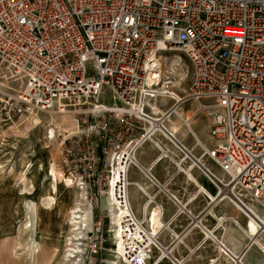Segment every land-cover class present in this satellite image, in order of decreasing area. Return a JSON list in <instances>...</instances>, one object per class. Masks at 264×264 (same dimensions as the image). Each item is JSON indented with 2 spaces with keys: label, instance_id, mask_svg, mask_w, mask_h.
Returning a JSON list of instances; mask_svg holds the SVG:
<instances>
[{
  "label": "built area",
  "instance_id": "1",
  "mask_svg": "<svg viewBox=\"0 0 264 264\" xmlns=\"http://www.w3.org/2000/svg\"><path fill=\"white\" fill-rule=\"evenodd\" d=\"M175 45L192 70L183 94L161 62ZM0 66L25 75L14 98L17 112L75 117L79 129L62 136L60 155L67 183L84 189L94 204L91 255L102 248L94 240L103 236L104 218L108 226L112 222L109 212L97 210L104 199L119 215L113 223L123 248L119 264H148L152 250L150 264H183L174 253L179 236L163 246L128 200V170L140 167L137 150L146 142L177 172H201L216 192L210 198L201 186L198 191L237 207L255 225L249 241H264V0H0ZM107 93L113 102L101 101ZM159 98L172 104L154 111L148 102ZM188 100L208 117L214 140L211 147L200 144V154L169 125L173 115L183 120L177 109ZM145 172L155 193L175 202L173 217L188 218L184 234L198 228L202 246L211 242L209 235L222 246L213 260L223 254L232 264H245L204 225L208 210L193 215L167 189L170 178L160 183Z\"/></svg>",
  "mask_w": 264,
  "mask_h": 264
},
{
  "label": "rangeland",
  "instance_id": "2",
  "mask_svg": "<svg viewBox=\"0 0 264 264\" xmlns=\"http://www.w3.org/2000/svg\"><path fill=\"white\" fill-rule=\"evenodd\" d=\"M161 62L162 68L172 73L175 82L177 80L176 91L179 94L185 93L192 76L186 56L180 49H173L170 53L162 54ZM179 71L181 77H179ZM24 83V74H13L5 66H0V264H34L33 255L37 251H39L38 259L46 258L45 262L38 261L37 264H62L61 257L68 247L65 245L66 238L70 236L68 233L70 227L67 223L68 211L72 210L79 201L83 204H81V209L84 212V217L81 220V223H85V227L81 229L84 250H81L76 263L119 264L117 250L121 249L119 254L123 252L122 242L120 238L118 240L116 237L113 224L108 226V216L102 223L103 236L94 240L102 241V248L96 254L92 253L91 255L88 234L96 221L91 215V208L94 207V204L91 206L84 189L78 187L74 182L67 183L56 175L57 170L63 174V177H68L60 155L61 138L63 135H68L79 129L75 120H72L75 117L71 114L70 118L68 115L63 116L56 113L55 116L49 118L46 112L37 111L40 119L46 120L42 124L43 121L40 122L36 119L37 123L34 126L31 125V115L29 116L28 111L17 112L14 109L17 104L15 99L7 96L17 95ZM101 101L111 103L114 100L107 93ZM116 102L120 104L119 100ZM156 103L160 109H164L171 105L172 101L168 98H159ZM195 108V104L190 100L185 101L179 107L186 115L194 112ZM48 121L52 122V125L45 124ZM176 122L182 124L173 115L169 123L170 127L172 128ZM207 122L205 113L199 111L194 113V118L190 122V130L195 137L189 131L183 136V133L175 130L183 142L192 147L196 154L202 152L198 135L212 141V138L207 137ZM47 128H50V134L55 132L52 137L45 136ZM80 193H83V197L79 195ZM45 197L55 200L50 208H45L41 204ZM107 209L110 211V206L107 207L105 200L102 199L97 204V210L108 214ZM114 213L119 222L118 212L114 211ZM155 213H157L156 210L153 214L154 217L151 218V227L154 232L158 224ZM86 223L88 224L86 225ZM251 229L255 230V228ZM214 236L228 246L221 239L220 233L216 231ZM207 238H211L221 247L212 235ZM159 241L163 246L168 245H164L161 239ZM110 243L115 244V247L109 248L108 244ZM207 246L216 250L212 241L209 244L206 243L204 247ZM108 249L111 251L110 258ZM151 255L156 256V251L152 250ZM215 257L210 259L209 264H216L219 261V259L213 260Z\"/></svg>",
  "mask_w": 264,
  "mask_h": 264
},
{
  "label": "crops",
  "instance_id": "3",
  "mask_svg": "<svg viewBox=\"0 0 264 264\" xmlns=\"http://www.w3.org/2000/svg\"><path fill=\"white\" fill-rule=\"evenodd\" d=\"M151 106L158 110L160 109L157 104L154 106L151 103ZM177 111L178 114L180 113L179 115L182 117V121H184L187 126H184L183 122L179 120L182 124L177 123L179 128L175 126L174 131L179 130L180 133H183L182 135L185 136L186 132L190 130V122L194 118V115L192 116L191 113L186 115L180 109ZM206 118L208 119L207 116ZM37 120L40 122L43 121L41 123L44 124L46 119L42 120L37 118ZM51 123L52 122L48 121L45 124L50 126L52 125ZM207 135L205 136L212 138L209 132ZM198 137L201 142L199 143L197 140L196 141L199 144L203 143L201 145L205 147H211L214 143L213 139L209 141L205 137L201 138L199 135ZM137 160L140 167L130 166L127 174V179L129 181L127 196L130 206L138 219H142L148 224L150 223L151 229V219H148V217L152 214L153 218V214L156 210L157 213H155V218L158 224L155 232H158L157 236L163 241L164 245L174 242V235L179 236L180 240L175 242L174 253L178 258L183 259V264H209L210 259L217 255V251L209 246L204 247L205 245L202 246L200 244V240L203 236L200 229L194 228L186 234L183 233L188 218L184 214H180L175 218L173 217L176 212L175 202L161 191L155 193L156 186L150 182L145 170H148V173L160 183L170 178L167 189L170 193L175 195L179 201L187 202V209L190 210L193 215L201 214L208 210V212L203 215L204 225L208 229H213L214 232L217 231L220 233L221 239L226 242L229 246L227 247L230 248L234 254H242V260L245 264H264V253L260 250V246H264V241L258 243L249 241L250 232H254L251 228H255L253 222L251 220L248 221L247 217L227 200L219 202L209 201L205 194L213 198L216 189L201 172L197 169H191L188 177L183 173L177 172L175 165L166 158H161L157 148L149 142L144 143L137 150ZM206 163L215 174L219 176L224 175L223 171L212 161L207 160ZM198 186L203 188L205 194L202 191H198ZM150 197H152V200L148 201ZM44 200L48 203L50 202L51 205L54 204L55 201L54 198L45 197L42 200V204ZM255 209L260 211L258 208ZM109 215L111 216L110 211ZM168 222L169 224H167ZM250 229L251 231L249 232ZM108 246L109 248L111 246L115 247V244L110 243ZM107 251L110 258L111 251L109 249ZM153 259L154 256L151 257L148 264H150ZM218 259L219 261L216 264H232L228 261L227 257L222 254ZM38 261L42 262L41 259H38ZM158 264L171 263L167 260H163Z\"/></svg>",
  "mask_w": 264,
  "mask_h": 264
},
{
  "label": "bare ground",
  "instance_id": "4",
  "mask_svg": "<svg viewBox=\"0 0 264 264\" xmlns=\"http://www.w3.org/2000/svg\"><path fill=\"white\" fill-rule=\"evenodd\" d=\"M174 49H179V47L177 46V45H175L174 47H173ZM182 70V69H181ZM180 72V71H179ZM182 72H183V70H182ZM182 75H181V72L179 73V77H181ZM177 83V80H176V82H175V84ZM7 95V94H6ZM7 96H9V97H12V98H16L17 97V95H7ZM150 105H151V103L152 102H148ZM157 104V103H156ZM155 104V105H156ZM154 105V106H155ZM153 110L154 111H158V109L157 108H155V107H153ZM178 110V109H177ZM47 113V115H48V117L50 118V117H52V116H55L56 115V113L57 112H53V111H48V112H46ZM194 113L195 112H192L191 113V115L193 116L194 115ZM31 116H30V124L31 125H34V124H36L37 122H35V120L38 118H40L39 116V114L36 112V111H32L31 112ZM57 114H62L63 116H66V115H68V116H70V118H71V115H70V113H57ZM180 114V113H179ZM73 121H74V119H72ZM183 122V125L184 126H187V124L184 122V121H182ZM175 126H176V128H179V126H178V124H177V122L176 123H174V125H172V130L174 131V128H175ZM189 132H191V130H188ZM55 133V132H54ZM54 133H52V134H50V128H47V130H46V134H45V136L47 137V138H49V137H52L53 136V134ZM191 134H192V136L194 137V133L193 132H191ZM48 146V145H47ZM56 170V169H55ZM56 175H58L60 178H62V179H64V181L65 182H68V178H65V177H63V174L61 173V172H59V171H57L56 170ZM73 183V182H72ZM67 184V183H66ZM112 191V190H111ZM80 196H82L83 197V193H80L79 194ZM81 198V197H80ZM83 199V198H82ZM42 204V203H41ZM82 203L79 201V202H77L76 204H75V206H74V208H72V210L71 209H69V211H68V220H67V223L69 224L68 225V227H70L69 228V234H70V236L69 237H67L66 238V241H67V243L65 244V245H67L68 247L64 250V254L62 255V257H61V259H62V264H73V263H76V260H77V257H78V255H80L81 253L80 252H82L81 250H84L83 249V240H84V238H83V234H82V227H85V223H81V220L83 219V215H84V212H83V210L81 209L82 208V205H81ZM42 206L43 207H45V208H50L51 207V203L49 202H47L46 200H44V203L42 204ZM108 212H109V209H108ZM110 214H111V219H112V224L113 223H117L118 224V221H117V219H116V215H115V213H114V211H113V207L112 206H110ZM81 224V225H80ZM88 223H86V225H87ZM162 224V223H161ZM84 225V226H83ZM113 227H114V233H115V235H116V237L118 238V240H119V233H118V229H117V227L116 226H114L113 225ZM209 240H211L215 245H216V247L220 250L221 249V247H219L211 238H208ZM120 242V241H119ZM121 243V242H120ZM119 244V243H118ZM82 248V249H81ZM120 251H121V249H118L117 250V253L119 254L120 253ZM39 251H37V253H35L33 256V261H34V264L36 263H38V257H39V253H38ZM79 258V257H78ZM41 258H39V260H40ZM46 258H43L42 259V261H44ZM39 262H41V261H39ZM39 264H41V263H39ZM77 264V263H76Z\"/></svg>",
  "mask_w": 264,
  "mask_h": 264
}]
</instances>
